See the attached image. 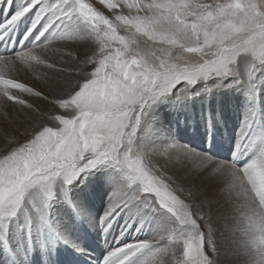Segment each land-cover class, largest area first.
I'll list each match as a JSON object with an SVG mask.
<instances>
[{
    "label": "snow or ice",
    "instance_id": "1",
    "mask_svg": "<svg viewBox=\"0 0 264 264\" xmlns=\"http://www.w3.org/2000/svg\"><path fill=\"white\" fill-rule=\"evenodd\" d=\"M3 3L10 6L11 0H0ZM35 9L39 12L19 42L20 50L0 56V97L39 111L15 95L14 88L47 101L57 111L25 140L0 153V221L16 217L26 197H42L47 209L58 181L71 185L101 166L113 165L122 171L124 182L110 194L100 217L105 234L121 207L133 203L152 211L163 209L175 226L153 239L121 243L132 227L125 221L100 264H137L142 253L147 258L141 264H214L205 251V244L214 250L211 218L202 211L209 201L198 202L203 190L177 182L168 174V165L187 166L193 176L203 173L221 182L219 194L231 202L233 211L247 218L252 230L264 232V149L243 167L175 143L132 151L147 110L177 85L183 83L179 91L187 94L197 82L217 78L213 87L219 88L235 74L241 58L247 62L249 79L264 68V0H28L0 23V42L10 39L14 26ZM121 25L154 42L178 46L179 51H142L135 39L119 34ZM30 38L32 45L25 48L23 42ZM80 42L94 45L83 61L75 51L61 47ZM18 64L50 69L46 84L69 74L79 79L65 95L50 98L45 91L3 77L2 70ZM257 143L264 145V130H252L246 119L233 161ZM41 220L50 227L46 211ZM260 243L264 245V239Z\"/></svg>",
    "mask_w": 264,
    "mask_h": 264
},
{
    "label": "rangeland",
    "instance_id": "2",
    "mask_svg": "<svg viewBox=\"0 0 264 264\" xmlns=\"http://www.w3.org/2000/svg\"><path fill=\"white\" fill-rule=\"evenodd\" d=\"M98 7H101V10L104 11L102 6L98 5ZM32 18L31 23L27 28L31 26L35 19V17ZM27 28L25 29V33L28 30ZM119 34L135 39L136 46L142 51L155 52L157 55H164L161 49L169 47H172L173 51H179L178 46H169L154 42L149 40L142 33H136L135 29H125L123 25H121ZM31 45L32 43L26 47H31ZM61 47H68L75 51L80 60L83 61L94 45L80 42L78 44H69L67 46L61 45ZM7 54L14 55L13 53ZM90 68L91 66H89L87 70H90ZM234 72L235 74L225 79L219 88L213 87V85L218 83L219 80L217 78H212L208 81L201 80L197 82L195 85L187 89V94H184L179 91L180 88L184 87V84L181 83L180 85H177L169 95L156 100L143 116L141 126L136 133L132 145L133 153L136 154L142 151H148L152 148H165L173 143L185 146L184 141L188 138H182L176 131L178 134L176 141L175 135L168 127H166L168 126V123H166L164 110H166L169 105L174 109L175 106L173 103L181 102L179 101L181 99H183V106L185 107V110H187L185 106L187 98L192 100L193 96H202L208 99H213L215 105L210 106L211 110L216 108L212 114L202 117L204 115L201 110L203 107V101H200L198 105L192 107V110L197 112V114L194 115L197 124L196 127L192 129L194 137H196L198 131L202 130L203 126L206 124L207 118L216 125V128H211L212 134L210 132V136L212 135L215 138L212 140L214 144L213 146L216 148L215 153H213L214 155H210L206 150L203 153L212 156L214 159L225 162H234L237 166L243 167L245 164L241 166L237 163L239 156L233 161V153L235 144L246 119L249 121L252 130H264V104L262 100V93L264 92V84L262 83L264 82V72L262 68H259L256 70L254 77L249 79L247 74V62L243 58H241L236 65ZM2 74L5 79H12L15 82L24 83L27 86L32 87L35 91H45L50 98L52 96L65 95L71 85L79 79L78 77L69 74L66 78L61 76L57 81H49V83L46 84L45 81L50 75H52L50 69L43 66H33L32 68H29L22 64H18L11 70H2ZM66 79H69L67 85H63L62 83ZM237 80L240 81L239 84H235L234 87H227L228 84H233ZM208 88H211L212 91H207L206 89ZM12 92L21 98L26 99L29 103H32L34 107L39 109V111L32 112L26 108L22 109L13 101H5L3 97H0V153H3L5 149L14 146L16 143L25 140L30 135L33 128L41 122H48V115L57 111L55 106L47 101H41L39 98L22 93L14 88L12 89ZM197 93H199V95H197ZM181 106L182 103L179 104L178 111L182 110ZM197 107L200 109H197ZM175 115L185 117L188 115V112L180 114L175 113ZM41 116H43V120L40 119ZM181 139H183V141H181ZM200 139L205 140V137H200ZM208 140H210V138ZM260 147L261 144L257 143L255 144V148H248L245 151L250 154L252 153L254 158L255 151L258 153ZM156 159L161 158L157 157ZM165 167H168V174L176 179L177 182L194 184L203 190V196L197 198L198 202L203 198H206L209 201V205L206 208L202 207V211L208 212L211 218V241L212 249L214 250H209L207 244H205V251L209 258L213 260L214 264H257L255 259V244L261 231L252 230L247 218L236 214V212L233 211L231 202L227 201L219 194L221 182L215 180L208 181L205 178V175L201 174L193 176L189 173L187 166L172 168L165 165ZM177 174L182 175L184 179L178 180L177 177L174 176ZM115 180L116 182H114ZM123 182L122 171L113 165L101 166L88 174L87 178L81 177L71 185H64L62 182L58 181L54 187L56 194L55 199L50 202L47 209L56 211L61 210V208L67 209L69 208V204L65 203L66 200L70 201L77 196H84L92 203L95 198L102 199L99 192H101L103 188L100 186H104V184H112L113 187H108V189L112 188L116 191L121 187ZM97 187L99 191L98 194H95L97 190L94 189ZM59 193H62V196H59ZM132 205L134 207L131 206V210L143 209L142 205L139 203H133ZM91 207L92 206L88 202L85 209ZM144 210L150 211L151 209ZM157 212L159 217L161 216L160 220H163V227L164 223L168 222H170L167 224L168 226H170V224L173 225V227L175 226L174 218L166 211L159 209ZM8 221H13V218L6 220L5 223ZM2 222L4 223V221ZM168 226L165 225L164 228L168 230ZM205 232H207V230H205ZM261 240L262 239H259L258 241L260 242ZM146 258L147 254H140L138 260H141L138 264H141Z\"/></svg>",
    "mask_w": 264,
    "mask_h": 264
},
{
    "label": "bare ground",
    "instance_id": "3",
    "mask_svg": "<svg viewBox=\"0 0 264 264\" xmlns=\"http://www.w3.org/2000/svg\"><path fill=\"white\" fill-rule=\"evenodd\" d=\"M27 2L28 0H11L10 6L7 5V3L0 4V23L10 18L19 8L26 6ZM38 12L39 9H35L33 12L28 13L14 26L12 29L13 34L15 31H18L16 40H14V35L12 34L8 44L0 42V56H10L11 54L8 55L7 50L11 48H13V54L20 50L21 44L19 42L23 40L25 29L30 25L31 18L35 17ZM31 43L32 41L30 38L23 42V46L27 48L26 46H29ZM262 70L264 72V68H262ZM262 83L264 84V82ZM262 94L263 97H261L264 104V92ZM179 101L181 102L176 103L174 101V109L169 105L167 109L164 110L166 123H168L166 127L175 135L176 141L178 134L182 138L187 137L188 139L184 141L185 146L191 150H195L198 154L208 155L203 153L205 150L215 153L213 147H211L213 143L212 140L215 138L212 135L210 136L211 128H216L214 122L207 118L206 124L201 131L196 133V137H194L192 133V129L195 128L197 124L196 117L194 116L197 112L192 110V107L198 105L200 101H203L201 110L204 114L202 117H205V115H210L216 110V108L211 110L210 107L215 105V101L202 96H193L192 100L187 98L185 102L187 110H185L183 106V99ZM180 103H182V110L178 111L177 109ZM197 109L200 108L197 107ZM186 112H188V115L185 117L175 115V113L180 114ZM203 136L205 140L200 139V137ZM209 138L210 140H208ZM181 141H183V139H181ZM249 148H255V144ZM262 149H264V146L261 145L259 151ZM201 175L205 174L201 173ZM174 176L177 177L178 180L184 179L183 176L179 174ZM114 182H116V180ZM100 187L103 188V190L99 192L102 199L95 198L91 203L84 196H77L70 201L66 200L65 203L69 204V208H61V210L57 211L44 209L42 197L40 196L26 197L24 207L18 212L17 216L13 218V221H8L6 223L5 221L4 223L0 221V264H54L57 257H61V259L64 260L67 254L94 260L96 264H100L107 252L113 247L115 239L119 236L125 221H131L132 227L121 243L130 242L135 239H153L166 231L164 227L165 225L168 226L167 224L170 222L164 223L163 227V220H160L161 216L159 217L157 211H146L141 208L139 210H131L134 206L130 204L127 207H121L119 210V217L112 224L109 232L105 234L100 225V217L103 215L109 202V196L114 190L112 188L108 189V187H113L112 184H104V186ZM94 190H97L95 194H98V187ZM58 195L62 196V193ZM88 202L92 207L85 209ZM45 211L50 227L45 226L44 222L41 220V215ZM168 227V229H170L173 225L170 224ZM137 228H139V231L136 230ZM259 239H264V232H261L258 240ZM258 240L255 244V259L257 264H264V246L261 245ZM77 248L82 249V251H77ZM93 251H98L101 258L95 256ZM140 260L137 259V264Z\"/></svg>",
    "mask_w": 264,
    "mask_h": 264
},
{
    "label": "crops",
    "instance_id": "4",
    "mask_svg": "<svg viewBox=\"0 0 264 264\" xmlns=\"http://www.w3.org/2000/svg\"><path fill=\"white\" fill-rule=\"evenodd\" d=\"M68 80H69V79H66L62 84H63V85H67Z\"/></svg>",
    "mask_w": 264,
    "mask_h": 264
}]
</instances>
